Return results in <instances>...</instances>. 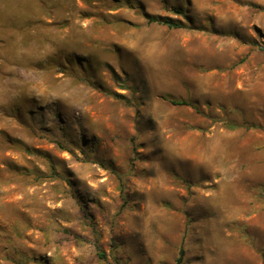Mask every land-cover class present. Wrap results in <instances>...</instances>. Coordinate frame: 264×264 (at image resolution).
Instances as JSON below:
<instances>
[{
    "label": "rangeland",
    "instance_id": "374dc122",
    "mask_svg": "<svg viewBox=\"0 0 264 264\" xmlns=\"http://www.w3.org/2000/svg\"><path fill=\"white\" fill-rule=\"evenodd\" d=\"M181 247L264 264V0H0V264Z\"/></svg>",
    "mask_w": 264,
    "mask_h": 264
},
{
    "label": "trees",
    "instance_id": "16d2710c",
    "mask_svg": "<svg viewBox=\"0 0 264 264\" xmlns=\"http://www.w3.org/2000/svg\"><path fill=\"white\" fill-rule=\"evenodd\" d=\"M177 13H182V10L180 9H174ZM147 20L150 23H158L162 25H166L169 28H180L184 26V23L181 21H175L168 17H159V16H153V15H147ZM170 102L177 105H191V102L185 99H170ZM225 126L229 129H235L240 127L239 124L235 122H226ZM250 128L258 127L256 125H248ZM184 253L185 250L183 247L179 250V256L177 257L176 264H183L184 263Z\"/></svg>",
    "mask_w": 264,
    "mask_h": 264
}]
</instances>
